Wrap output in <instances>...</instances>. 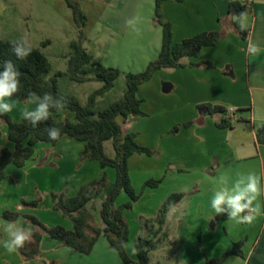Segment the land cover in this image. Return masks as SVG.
<instances>
[{
	"label": "crops",
	"instance_id": "0c3cea01",
	"mask_svg": "<svg viewBox=\"0 0 264 264\" xmlns=\"http://www.w3.org/2000/svg\"><path fill=\"white\" fill-rule=\"evenodd\" d=\"M232 1L242 2L168 0L162 5V15L172 25L174 42H180L201 32L221 30L224 34L215 46L204 47L198 57L184 59L183 62L187 66L157 71L165 79L162 93L159 91L164 96L161 100L165 102L168 110H172V116L176 117L171 125H179L189 119L195 122L189 128H179L180 134L184 130V138L170 136L169 128H165L164 135L170 136V148L184 153L183 158L175 160L179 162L176 169L180 167L199 173L191 185L192 192L188 199L186 200L190 190L182 191L185 196L169 212L161 230L158 231V228L153 226L155 219L141 216L144 218L141 226L143 238L161 239L157 249L162 250V254L157 262L162 264H205L208 259L219 258L230 251L238 241L243 242L242 256L231 255L223 264H264V214L257 216L251 224H238L230 219L216 220V213L210 207L219 175L225 174L228 177L229 186L237 178V173L255 172L264 176V0H253L249 12L242 17L243 27L249 30L246 39L241 38L233 27L236 17L229 15V4ZM86 3L89 4L82 5V12L89 14L94 10L96 16L89 27L90 18L85 15L88 17V24H85L81 31L82 44L84 46L90 40L93 29L101 24L103 27L97 37H103V40H100L99 44L103 47V41L109 43L105 46L103 64L127 72H139L158 57L162 47V27L154 20L155 0H86ZM91 3L93 8L90 7ZM128 21L132 23L129 24ZM250 42L259 48L255 54L248 52ZM109 53L111 61L108 63ZM91 54L95 59L96 53ZM203 62H211L213 66L189 65ZM152 80L153 77L142 84L138 92ZM199 104L221 105L226 107L228 112L231 108L236 110L235 118L231 120L232 127H218L217 124L223 117L196 111ZM229 116L230 113L227 117ZM131 119L132 117L129 121ZM4 131L7 136L4 125L0 123V149L13 148L10 143L3 141L1 132ZM51 146L54 152L46 150L47 152H42L41 157L45 154V164L50 163L57 167V172H44V168H38L39 161L34 159L35 156L29 159L24 167H18L20 173L16 175L17 179H14L16 182L19 181L18 177L24 180V185L30 192L41 190L42 184L52 187L42 188L46 193L65 189V174L72 166L76 167L79 154L84 149L82 142L68 137ZM67 152L72 155L66 156ZM136 156L134 154L129 158V170L137 167L140 157L138 159ZM87 162L90 161L86 160L81 170L92 166L96 178L100 177L103 171L100 164L91 161L87 166ZM11 166L6 168V176L0 181V218L3 211L7 210L4 202L10 196L5 184L11 172L13 173L14 168ZM144 167L146 168V165ZM87 179L82 176L73 186H69L68 195H76L80 186L89 181ZM109 180L112 181V176ZM112 184L110 182V185ZM46 198V214H50L52 219L59 218L56 224H48L45 220L47 215L40 216L39 209H23L21 212H35L44 224L61 225L71 229L72 226L52 210L51 195L48 194ZM260 202L264 205V195L260 197ZM6 222L0 219L2 226ZM13 223L30 228L32 233L36 231L33 227L35 225L28 224L23 217ZM97 224L101 225V221ZM39 251V255L30 260L18 250L11 254L5 251L4 256L13 264H123L117 251L110 247L103 236L98 239L93 251L84 255L44 234ZM130 256L134 259V255Z\"/></svg>",
	"mask_w": 264,
	"mask_h": 264
},
{
	"label": "trees",
	"instance_id": "16d2710c",
	"mask_svg": "<svg viewBox=\"0 0 264 264\" xmlns=\"http://www.w3.org/2000/svg\"><path fill=\"white\" fill-rule=\"evenodd\" d=\"M166 1L168 0H155L154 20L162 27V47L158 57L151 61L144 71L126 73V89L123 98L110 103L104 109H98L97 100L113 89L121 72L94 60L93 55L82 44V32L79 40L70 42L71 52L68 69L66 71H58L53 76H50V62L40 49L31 47V54L26 59H18L11 50L14 40H0V65L4 61L11 60L20 72V90L10 99L26 101L29 92H36L38 95L50 93L54 97L63 98L65 101V107L62 111L50 110L49 119L38 123L35 127L24 119L14 121L8 113L0 115V120L7 125V140L13 144V148L4 147L0 149V181L5 178L6 168L9 165L24 167L26 162L35 155L36 146L39 143L55 145L64 137L84 144V149L80 155L81 159L97 161L103 170L107 167H112L116 170V180L112 185L108 182L106 171H103L99 179L82 185L75 196H67L63 192L51 193L53 210L71 220V229L61 225L49 227L33 214L4 211L2 217L6 220L15 221L20 217H24L39 227V230L32 234V240L36 247L39 246L45 233L74 252L89 255L98 239L103 236L107 239L110 247L117 251L123 264H162L160 262H150V253L158 248L161 239L154 241L140 238L134 246L137 249L134 259L128 254L126 247L122 246L127 244L129 239V228L125 211L131 210L134 203L141 197L132 186L128 160L136 153H151L148 148L137 143L134 132H124L123 125L128 123L130 117L145 115L142 110V100L137 97L139 87L142 84L148 82L159 70L187 66L183 62L184 59L198 57L204 47L215 46L224 36L221 30H215L201 32L180 42H174L172 25L162 15V5ZM173 1L181 2L183 0ZM67 3L73 9L75 22H83L85 16L79 6L77 4L73 5L70 0H67ZM248 12L249 8L243 5L241 1H232L229 4V15L236 17L233 21V27L243 39L249 36V30L241 27L242 18L240 14L243 13L245 16ZM189 65L213 66L211 62L189 63ZM62 76L68 77L71 81L77 83L100 81L103 86L94 91L89 96L87 104L83 105L76 96L61 93L58 78ZM197 109L199 112H205L210 116L221 115L223 118L217 124L218 127H232L231 120L233 117H227L229 112L226 107L199 104ZM65 111L73 113V120L60 118V115ZM243 111L238 110V112ZM184 125L188 127L191 122H186ZM50 127L61 129V135L58 140L49 139L47 129ZM109 140L112 141L115 152L113 158L107 156L104 150V142ZM161 182L162 180L150 179L144 186L157 188ZM105 189L108 190L100 205L101 225H98L93 220L89 206L94 198L101 195ZM123 192L128 195L129 200L126 203L117 205L116 201ZM184 196L183 192L173 193L163 202L156 218L158 231L162 229L169 212L174 209ZM22 204L35 208L39 205V199L23 201ZM215 219L225 220L228 217L227 214H220L216 215ZM242 245V241L234 243L230 251L219 258L208 259L205 264H223L231 255L242 256ZM38 252L39 250L36 248L32 250V253H26L25 255L35 257Z\"/></svg>",
	"mask_w": 264,
	"mask_h": 264
},
{
	"label": "rangeland",
	"instance_id": "374dc122",
	"mask_svg": "<svg viewBox=\"0 0 264 264\" xmlns=\"http://www.w3.org/2000/svg\"><path fill=\"white\" fill-rule=\"evenodd\" d=\"M70 1L73 3V5L77 4L81 12H82L81 9L82 5L85 6L89 4L86 3V0H70ZM90 7L93 8L92 3L90 4ZM95 13L96 11L94 10L93 13L92 11H90L89 14L82 12L84 16L89 15L88 16L90 18L89 27L93 23L91 21L95 20V16H96ZM88 17L85 16V20L83 22L82 21L75 22L73 9L69 7L67 0H0V40L16 41L20 37L27 34L31 47L40 49L47 56L51 65L50 76H53L58 71H66L68 69L70 52H71L70 42L73 40L80 39V33L84 28L83 24H88ZM102 27L103 26L100 24L97 25L94 29L92 28L94 31L93 35L90 37V40H88L84 45V48L89 53L91 52L96 53V58L94 60L100 62L101 64H103L102 61L104 60V56L106 54L105 46L109 44L106 43L105 41L102 42L103 47H101L99 44L100 40H103L102 39L103 37H97V36H99V34L101 33ZM109 55H111V53H109L107 57L108 63L111 61ZM103 65L106 66L105 64ZM111 68L118 69L121 72V75L116 80L113 89L97 100L98 109H104L110 103L123 98L126 89V82H125L126 73H139L145 70V69H141V71L139 72H127L117 67H111ZM152 77L154 80L149 82L150 84L143 85L141 90L137 93V97L142 100V110L145 113V115L136 116L135 118L132 117V119L128 121L127 125L126 124L123 125L124 132H134L136 134L137 143L140 146L148 148L151 151L150 154L136 153L137 155L136 157H138V159L140 157V160L136 168L129 170V176L131 179L132 186L135 192L141 195L140 199L136 203H134L133 208L131 210L125 211V217L129 228V239L127 242L128 247H126V250L129 255L131 254V248L135 246V244L138 242L140 238L146 239L143 238V233L141 231V226L144 223L143 219L148 218V219L156 220L159 214V209L163 204V202H165V200L173 193H179L182 191L190 190L192 183L195 182L194 179L199 175V173L194 170H188L185 168L181 169L180 167H178L177 170L176 167L179 166V162H176L175 160L184 156V153L179 151L176 152V150L171 149L168 144L170 136L172 135H173L172 137L179 136L181 138H184L183 137L184 130L181 134L178 132L180 127H182L183 129L189 128L190 126L195 124V122L192 121V119L189 120L187 119L188 121H185V123L191 122V125L188 127H186L184 123L179 125L177 124L171 125V122L174 119H176V117L172 116V112H171L172 110H168L165 102L161 100V97L164 96L159 93L160 90L161 93L163 91L162 88L165 84L164 81L165 79L162 78L160 72H156ZM162 81H164L163 84ZM58 83L62 94L76 96L80 101V103L83 105L87 104L89 96L94 91L100 89L103 86V83L100 81L77 83L71 81L68 77L65 76L59 77ZM8 102L14 103L15 105L13 111L8 113L14 121H19L22 119L21 110L23 108L34 107V105H28L26 101H16L10 99L8 100ZM197 110L198 109H196V111ZM60 118L63 119L69 118L70 120H73V113L70 111H65L60 115ZM0 123L4 125V128L7 131V125L1 120ZM166 126L169 128L168 132H170V136H168V134L164 135ZM1 136H4L3 141L10 143V145H12L13 147V144L7 140L5 131L1 132ZM46 150H50V151L52 150V146L48 143H39L36 146V154L34 155L35 156L34 159L35 160L37 159L39 161L37 167L40 169L44 168V172H46V170L57 172L58 170L57 167L51 165L50 163L45 164L47 157L45 156V154L43 157H41L43 155L42 152L45 153L47 152ZM104 150L107 156L111 158L114 157L115 152L111 140L104 142ZM51 152L54 151L52 150ZM65 155L70 156L72 155V153L67 152ZM80 155L81 153L79 154V159H78L79 161L76 167L72 166L71 169L65 174L66 175L64 180L65 183L64 186H66L65 189L61 191H51L50 193H46L42 191V188H48V189L52 188V187H47L49 185L42 184L40 185L41 190L37 189L36 191L33 190L32 192H30L29 190L26 189L24 185L25 181L21 180L20 177H18L19 181L16 182L15 180L17 179L16 175L20 173V168L16 166L14 167L12 165L11 167L14 168L13 173L11 172V174L8 177V181L5 184L7 185L6 190H9L8 194L10 195L9 198L4 202V204L6 203L7 206V210L5 211H18L22 213L21 211L23 209H29L33 211L39 209L40 216L42 215L43 217H45L47 215L46 197H48V194L51 195L52 192H58V193L63 192L67 196H70L68 195V193L70 192L69 186H73L74 183L80 177L86 176L88 178L87 180L89 181H86L84 183L86 184L92 180L99 179L102 176L103 171H106L108 175L109 184L110 182L111 183L115 182L116 170L114 168L112 167L105 168L102 171L101 176L96 178L94 168H92V166L91 168H89L88 165H90L89 163L91 161L92 163H96L97 165H99V163L94 160L81 159ZM38 157L41 158L38 159ZM86 160L90 161L87 162L88 168L87 170H81L83 167V163ZM145 165L146 168L144 167ZM159 167H161V169ZM111 176H112V181L109 180ZM150 179L162 180V182L159 184L157 188L145 187L144 186L145 183ZM14 182H16L17 185ZM106 190L107 189L103 190V193L101 195L96 196L89 206L95 224H97V222H99L100 220V205L102 200L105 198V195L107 193ZM188 192L189 193L187 195L186 200L188 199V196L191 194L192 190ZM38 199H39V205L35 208L31 206L30 207L24 206L22 204L23 201H33ZM128 200H129L128 195L125 192H123L117 199L116 204L121 205L123 203H126ZM57 213L61 219H64L65 222L69 223L70 227L72 226V222L70 219L63 217L59 212ZM22 214H27V213H22ZM29 214H33L37 216L35 212ZM141 216H143L144 218H141ZM0 219L4 222L9 221L4 219L2 217V214ZM57 219L59 218L52 219L50 217V214L45 217L46 222H48V224L50 225L56 224V222H58ZM25 220L28 222V224H32L27 219ZM9 222H14V221H9ZM48 224L45 223V225L49 226ZM92 224L95 225L94 223ZM152 224L153 226L158 228V224L156 221L152 222ZM35 226H33L34 229L38 231L39 227L38 226L35 227ZM3 228L4 226L0 224V242H2L4 239H7V235L3 231ZM159 245L160 243L158 244V247ZM36 248H38L39 250V246L36 247L32 241L26 243L24 247L19 248L18 251L20 252V254H22V256L30 260L37 257L40 251L35 257H30L28 255L27 257L25 254L32 253V250ZM5 251L6 250L2 247V244H0V264H6V263L13 264V262L11 263L10 260L5 259L8 258L4 256ZM161 254H162V250L160 249H156L152 251L150 253V262L156 263ZM40 264H44V262H40Z\"/></svg>",
	"mask_w": 264,
	"mask_h": 264
},
{
	"label": "clouds",
	"instance_id": "9594fccd",
	"mask_svg": "<svg viewBox=\"0 0 264 264\" xmlns=\"http://www.w3.org/2000/svg\"><path fill=\"white\" fill-rule=\"evenodd\" d=\"M243 13L240 14L242 18ZM129 24L132 21H128ZM241 23V27H243ZM12 53L18 59H26L32 51L27 34L12 42ZM259 48L254 43H249L248 52L255 54ZM0 115L13 111L14 103L8 102L19 90L21 86L20 72L11 60L4 61L0 65ZM28 105L34 107H25L21 110V117L29 122L33 127L42 121H47L50 116V110L62 111L65 107L63 98L54 97L50 93L38 95L36 92H29L26 100ZM50 140H58L61 135V129L50 127L47 129ZM264 176L255 172L237 173V178L229 186L228 177L225 174L217 178V188L214 190L210 200V207L216 215L227 214L228 219L238 224H251L257 216L264 214L262 212V203L260 197L264 195ZM171 208V206H170ZM3 231L7 235L0 244L9 253L17 251L19 248L32 240V231L24 226H17L13 222H6ZM122 246L128 247L127 244ZM131 254L136 255L137 249L131 248Z\"/></svg>",
	"mask_w": 264,
	"mask_h": 264
},
{
	"label": "built area",
	"instance_id": "2783aa9c",
	"mask_svg": "<svg viewBox=\"0 0 264 264\" xmlns=\"http://www.w3.org/2000/svg\"><path fill=\"white\" fill-rule=\"evenodd\" d=\"M252 1L253 0H242V4L249 8L252 4ZM229 113H230L231 117L235 118L236 112L233 108L229 109Z\"/></svg>",
	"mask_w": 264,
	"mask_h": 264
}]
</instances>
